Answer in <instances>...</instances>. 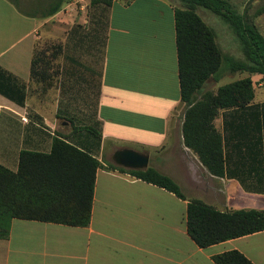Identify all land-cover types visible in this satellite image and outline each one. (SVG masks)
<instances>
[{"label": "crops", "instance_id": "1", "mask_svg": "<svg viewBox=\"0 0 264 264\" xmlns=\"http://www.w3.org/2000/svg\"><path fill=\"white\" fill-rule=\"evenodd\" d=\"M77 1L48 16L43 0H0V165L17 172L22 152L50 153L56 138L90 152L101 163L91 223L15 219L0 264H217L233 251L264 264V231L203 249L187 228L189 200L264 212V76L249 74L251 106L215 121L227 157L225 177H215L183 142L177 6L115 0L106 29L104 6ZM43 37L62 45L48 84L31 79ZM123 149L149 154L188 200L108 169Z\"/></svg>", "mask_w": 264, "mask_h": 264}, {"label": "trees", "instance_id": "2", "mask_svg": "<svg viewBox=\"0 0 264 264\" xmlns=\"http://www.w3.org/2000/svg\"><path fill=\"white\" fill-rule=\"evenodd\" d=\"M114 1L90 0L93 6H104L106 29ZM179 1L184 5L175 10L181 101L185 105L184 145L198 156L211 175L225 177V140L215 121L223 111H240L251 106L255 89L251 77L223 85L217 91H212L211 87L219 82L225 65L233 73L241 71L264 76V36L227 0ZM67 2L69 0H53L47 15L59 11ZM200 9L219 16L231 27L243 47L245 61H234L224 55L216 31L199 15ZM39 44L35 46L31 79L33 83L48 84L49 53L55 60L62 52V45L46 42L39 51ZM0 92L4 93L1 84ZM100 167L101 163L90 152L60 138L54 140L50 153L22 152L17 172L0 165V239L9 237L15 219L88 227ZM108 169L129 173L179 199L188 200L173 178L152 167L144 171L126 170L109 164ZM187 228L192 240L206 249L264 231V212H222L201 200H189ZM214 261L217 264H253L238 251L216 256Z\"/></svg>", "mask_w": 264, "mask_h": 264}, {"label": "rangeland", "instance_id": "3", "mask_svg": "<svg viewBox=\"0 0 264 264\" xmlns=\"http://www.w3.org/2000/svg\"><path fill=\"white\" fill-rule=\"evenodd\" d=\"M76 0H69L68 3L75 2ZM177 8H183L184 5L179 0H172ZM236 11L241 14H245L258 28L260 33L264 36V0H227ZM43 10H47L51 7L53 0H43ZM63 4V5H66ZM85 1H77V8L80 9L84 6ZM62 5V6H63ZM199 15L204 19V21L212 27L218 36V43L227 58H232L234 61H245L246 56L243 52V47L237 37L235 36L233 30L229 25H227L219 16L213 14L210 11L200 9L198 10ZM46 42H55L52 38L43 37L40 41L38 50H42ZM50 58V55H49ZM219 82L213 83L211 87L212 91H217L219 87L233 83L235 81L249 77L247 72H232L230 68L225 65L220 72ZM183 126V123H182ZM183 135V133H182ZM184 142V141H183Z\"/></svg>", "mask_w": 264, "mask_h": 264}, {"label": "water", "instance_id": "4", "mask_svg": "<svg viewBox=\"0 0 264 264\" xmlns=\"http://www.w3.org/2000/svg\"><path fill=\"white\" fill-rule=\"evenodd\" d=\"M113 161L124 169L144 171L149 168L150 156L132 149H123L114 154Z\"/></svg>", "mask_w": 264, "mask_h": 264}, {"label": "built area", "instance_id": "5", "mask_svg": "<svg viewBox=\"0 0 264 264\" xmlns=\"http://www.w3.org/2000/svg\"><path fill=\"white\" fill-rule=\"evenodd\" d=\"M262 85L264 86V82L262 83ZM23 120L27 122V119L26 118H24Z\"/></svg>", "mask_w": 264, "mask_h": 264}]
</instances>
